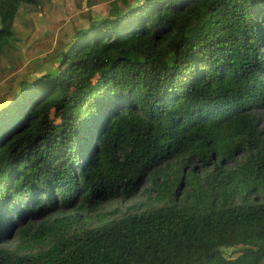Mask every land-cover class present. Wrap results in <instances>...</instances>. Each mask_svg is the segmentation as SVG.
<instances>
[{
	"label": "trees",
	"instance_id": "trees-1",
	"mask_svg": "<svg viewBox=\"0 0 264 264\" xmlns=\"http://www.w3.org/2000/svg\"><path fill=\"white\" fill-rule=\"evenodd\" d=\"M123 2L0 101V264H264V0Z\"/></svg>",
	"mask_w": 264,
	"mask_h": 264
},
{
	"label": "rangeland",
	"instance_id": "rangeland-1",
	"mask_svg": "<svg viewBox=\"0 0 264 264\" xmlns=\"http://www.w3.org/2000/svg\"><path fill=\"white\" fill-rule=\"evenodd\" d=\"M126 1L133 5L139 0ZM126 6L123 0H41L40 6L0 0V29L12 32L7 46L0 50V101L10 99L26 79L57 73L73 34L89 27L96 18L113 16ZM146 187L126 201H99L97 207L85 206L79 212L85 222L98 226L148 205L145 203L155 195L150 186ZM225 253L238 255L235 249Z\"/></svg>",
	"mask_w": 264,
	"mask_h": 264
}]
</instances>
